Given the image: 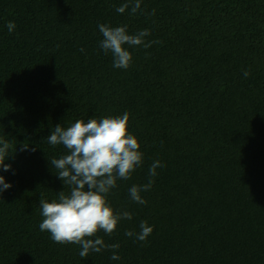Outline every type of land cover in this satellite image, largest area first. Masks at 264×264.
Returning a JSON list of instances; mask_svg holds the SVG:
<instances>
[{"label": "trees", "instance_id": "1", "mask_svg": "<svg viewBox=\"0 0 264 264\" xmlns=\"http://www.w3.org/2000/svg\"><path fill=\"white\" fill-rule=\"evenodd\" d=\"M125 2L0 0V139L12 152L10 170L0 166L11 184L0 194V264H264V0H141L134 15L116 11ZM101 23L147 28L158 43L125 45L132 63L114 68ZM124 112L144 159L108 200L132 219L97 233L119 243V260L111 250L81 258L79 245L39 230L41 193L68 192L49 163L66 149L47 136ZM157 159L147 203L131 201ZM142 220L153 227L146 243L124 234Z\"/></svg>", "mask_w": 264, "mask_h": 264}, {"label": "clouds", "instance_id": "2", "mask_svg": "<svg viewBox=\"0 0 264 264\" xmlns=\"http://www.w3.org/2000/svg\"><path fill=\"white\" fill-rule=\"evenodd\" d=\"M130 5V14L134 15L141 9V0H126L116 11L124 13ZM152 14H155V9ZM7 28L10 33L13 32L15 22L9 21ZM98 29L102 34L99 47L105 55L111 53L114 68L130 67L132 53L128 47L148 48L152 43H158L146 41L145 38L150 35L147 28L130 34L126 24L111 26L101 23L98 24ZM80 50L83 51V48ZM243 75L247 78L250 71L245 70ZM128 121V112L99 119L91 118L86 122L77 119L67 127L56 124L47 136L50 145H62L66 149L65 154L52 158L49 163L57 169L56 175L63 185L68 186V192L59 191L58 196L50 202L41 193L39 205L42 221L39 230L50 233L51 239L58 244L79 245L78 255L81 258H87L93 252L111 250L110 259H120L117 251L119 243L107 244L97 233L102 231L111 236L122 220L132 219L130 211L114 210L108 200L111 191L117 187V180H129L143 164L140 143L128 130ZM10 148L8 141L0 139V166L4 171L11 168L10 164L4 163L12 153ZM158 167H164L159 159L149 166L147 183L131 185L128 189L131 201L141 205L147 203L141 193L151 189ZM10 187L11 184L5 182L4 176L0 175V194ZM139 228V232L126 230L124 234L146 243L153 227L142 220Z\"/></svg>", "mask_w": 264, "mask_h": 264}]
</instances>
